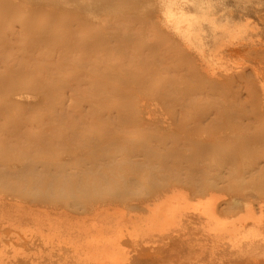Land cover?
<instances>
[{"label": "rangeland", "instance_id": "374dc122", "mask_svg": "<svg viewBox=\"0 0 264 264\" xmlns=\"http://www.w3.org/2000/svg\"><path fill=\"white\" fill-rule=\"evenodd\" d=\"M263 89L264 0H0V264H264Z\"/></svg>", "mask_w": 264, "mask_h": 264}, {"label": "bare ground", "instance_id": "6f19581e", "mask_svg": "<svg viewBox=\"0 0 264 264\" xmlns=\"http://www.w3.org/2000/svg\"><path fill=\"white\" fill-rule=\"evenodd\" d=\"M8 1H10V0H8ZM68 4H69V3H68ZM198 5H200V4H198ZM169 10H170V8H168V10H167L166 13H169V12H170ZM52 11H53V10H52ZM185 14H186L185 12H183L182 10H180V15H181V18H182V19H187V16H188V15L186 14V16H185ZM189 16H190V15H189ZM191 16H192V15H191ZM201 16H202V15H201ZM99 19H100V18H99ZM189 19H190V18H189ZM208 20H209V19H208ZM186 21H188V20H186ZM85 22H86V21H85ZM85 22H83V23H85ZM211 22H212V21H211ZM73 23H74V22H73ZM75 23H76V22H75ZM188 23H189V22H188ZM196 23H197V25H198V22H196ZM212 23H213V22H212ZM212 23H211V24H212ZM78 24H79V23H78ZM78 24H75V25H78ZM94 24H95V23H94ZM189 24H190V23H189ZM209 24H210V23H209ZM213 24H214V23H213ZM92 25H93V24H92ZM100 25H101V24H100ZM185 25H186V24H185ZM200 25H201V24H200ZM79 26H80V25H79ZM218 26H219V25H218ZM83 27H84V26H83ZM185 27H186V26H184L183 28H184V30L187 32V34H188L189 31H190V32H193V31H191V29L189 28L190 26H189V27L187 26L186 29H185ZM198 27H199V26H198ZM213 27H214V25H213ZM201 28H202V27H201ZM86 29H87V28H86ZM197 29H198V28H197ZM87 30H88V29H87ZM198 30L201 31L200 28H199ZM83 31H84V30H83ZM196 31H197V30H196ZM74 32H75V31H74ZM75 33H77V32H75ZM196 33H198V32H196ZM79 34H80V33H79ZM96 34H97V33H96ZM107 37H109V36H107ZM92 38H93V37H92ZM95 39H96V38H95ZM112 41H113V40H112ZM108 42H109V41H108ZM94 43H95V41H94ZM109 44H112V43H109ZM87 45H88V44H87ZM80 46H81V45H80ZM82 47H83V46H82ZM108 47H109V46H108ZM112 47H113V46H112ZM83 48H84V47H83ZM109 50H110V49H109ZM116 50H118V49H116ZM111 52H112V51H111ZM100 54H101V53H100ZM90 65H92V64H90ZM85 67H86V66H85ZM94 67H95V66H94ZM94 67H93V68H94ZM214 76H215V75H214ZM93 79H94V78H93ZM92 81H93V80H92ZM261 84H262V83H261ZM193 86H195V85H193ZM238 86H240V85L238 84ZM196 87H197V86H195V88H196ZM197 88H198V87H197ZM197 88H196V90L199 89V88H198V89H197ZM245 89H246V88H245ZM263 90H264V89H263ZM250 92H251V91H250ZM251 93H252V92H251ZM252 94H253V93H252ZM263 94H264V93H263ZM27 96H28V95H27ZM263 97H264V96H263ZM189 99H190V98H189ZM183 104H184V103H183ZM253 111H254V110H253ZM120 112H121V111H120ZM200 112H201V111H200ZM202 112H203V111H202ZM253 113H254V112H253ZM195 114H196V113H195ZM200 114H201V113H200ZM172 115H173V114H172ZM187 115H188V114H187ZM201 115H202V114H201ZM206 115H207V111H206ZM164 116H165V115H164ZM188 116H189V115H188ZM195 116H197V115H195ZM195 116H194V117H195ZM202 116H204V115H202ZM210 116H211V115H210ZM101 117H102V116H101ZM108 117H109V116H108ZM185 117H186V116H185ZM207 117H208V116H207ZM110 118H111V117H110ZM180 118H181V117H180ZM234 118H235V117H234ZM238 118H239V117H238ZM250 118H251V117H250ZM97 119H98V118H97ZM176 119H177V118H176ZM205 119H206V118H205ZM89 120H90V119H89ZM198 120H199V119H198ZM200 120H201V119H200ZM234 120H235V119H234ZM249 120H250V119H249ZM112 121H113V119H112ZM180 121H181V120H180ZM201 121H202V120H201ZM237 121H238V120H237ZM239 121H241V119H239ZM239 121H238V123H240ZM243 121H244V120H243ZM110 122H111V120H110ZM118 122H120V120H119ZM145 122H146V121H145ZM196 122H197V121H196ZM217 122H218V121H217ZM190 123H191V122H190ZM202 123H203V122H202ZM252 123H253V122H252ZM254 123L256 124V122H254ZM199 124H200V123H199ZM187 125H188V124H187ZM236 125H237V124H236ZM250 125H251V124H250ZM193 126H194V124H193ZM203 126H204V125H203ZM175 127H176V126H175ZM185 127H186V126H185ZM187 127H188V126H187ZM187 127H186V128H187ZM191 127H192V126H191ZM205 127H206V126H205ZM250 127H251V126H250ZM188 128H190V127H188ZM220 128H221V126H219V129H218V127H217L218 130H220ZM228 128H229V127H228ZM86 130H87V129H86ZM192 130H193L192 132H195V131H196V133H198V132H197V129H196V130H195V129H192ZM241 130H243V129H241ZM8 131H9V130H8ZM8 131H7V132H8ZM16 131H17V130H16ZM215 131H216V130H215ZM220 131H221V130H220ZM220 131H219V134L221 135L222 132H220ZM232 131H233V129H232ZM232 131H231V132H232ZM187 132L189 133V129L186 131V133H187ZM213 132H214V131H213ZM229 132H230V130H229ZM261 132H262V131L260 130V133H261ZM107 133H108V132H107ZM260 133H258V134H259L258 136H257L256 134H255V135L252 134V135H254L255 138H252L253 136L251 135V136H252V137H251V136L249 135V137H250L249 140H250L251 142L248 140L249 137H247V136H246L244 139H246L248 142H250V144L253 143L252 140H254V143H256L257 141H258L257 143H259V139L263 136V134H262V136L259 137V136L261 135ZM263 133H264V130H263ZM189 134H191V129H190V133H189ZM213 134L215 135V133H213ZM229 134H231V133H229ZM243 134H244V133H243ZM50 135H51V133H50ZM83 135H84V134H83ZM194 135H195V133H192L190 136H191V137H192V136L194 137ZM196 135H199V133L196 134ZM196 135H195V137H196ZM220 135H218L219 137H218V136H216V137L220 138ZM227 135H228V134H227ZM231 135H232V134H231ZM85 136H86V135H85ZM179 136H180V135H179ZM256 136H257V138H256ZM4 137H5V136H4ZM93 137H94V136H93ZM184 137H185V136H184ZM193 137H192V138H193ZM199 137H200V136H199ZM211 137H212V139L209 138V139H211V140H213V139L215 138V137H213V135H212ZM258 137H259V139H258ZM221 138H222V136H221ZM228 138H229V137H228ZM262 138H263V137H262ZM58 139H59V138H58ZM80 139H81V138H80ZM190 139H191V138H190ZM199 139H200V138H199ZM207 139H208V138H207ZM251 139H252V140H251ZM256 139H257V140H256ZM9 140H10V139H9ZM61 140H62V139H61ZM184 140H185V139H184ZM196 140H197V139H196ZM217 140H219V139H217ZM227 140H228V139H227ZM255 140H256V142H255ZM260 140H262V139H260ZM5 141H6V140H5ZM197 141H198V140H197ZM213 141H214V140H213ZM221 141H222V140H221ZM263 141H264V138H263ZM263 141H261V142H263ZM192 142H193V140H191V143H192ZM211 142H212V141H210L209 143H211ZM215 142H216V138H215ZM179 143H180V142H179ZM194 143H195V141H194ZM254 143H253V146H254ZM214 144H217V142H216V143H213V145H214ZM232 144H233V143H232ZM241 144H242V143H241ZM259 144H260V143H259ZM259 144H258V145H259ZM47 145H48V144H47ZM177 145H178V143H177ZM244 145H245V144H244ZM185 146H186V145H185ZM256 146H257V145H256ZM53 147H54V146H53ZM72 147H73V146H72ZM180 147H182V146H180ZM187 147H188V146H187ZM210 147H212V144H211ZM216 147H217V145H216ZM216 147L213 146L212 148L214 149V148H216ZM253 148H254V147H253ZM186 149H187V148H186ZM216 149H217V148H216ZM44 150H45V149H44ZM103 151H104V150H103ZM105 152H106V151H105ZM166 152H167V151H166ZM229 152H230V151H229ZM251 152H252V151H251ZM244 153H245V152H244ZM29 154H30V153H29ZM220 154H221V155H220ZM230 154H231V153H230ZM232 154H233V153H232ZM232 154H231V156L228 154V155L230 156V159H231V160L236 156V155H233L234 157H232ZM240 154H241V153H240ZM250 154H251V153H250ZM100 155H101V154H100ZM217 155L222 156V153L217 152ZM223 155H225V154H223ZM241 155H242V154H241ZM241 155H240V156H241ZM246 155H247V158H248V157H251V156H250L249 153H248V154H245V156H244V158H243V159H244L245 161H247V163H248V160L245 158ZM248 155H249V156H248ZM259 155H261V154H258V156H259ZM240 156H239V157H240ZM253 156H254V154H253ZM255 156H257V155L255 154ZM258 156H257V157H258ZM261 156H262V155H261ZM261 156H260V157H261ZM101 157H103V156H101ZM214 157L218 158L219 156L217 157V156L214 155ZM210 158H211V157H210ZM216 158H215V160H216ZM219 158H220V157H219ZM219 158H218V160H219ZM222 158H225L224 160H228V161H229V158H226V157H224V156H222ZM222 158H220V160H221ZM262 158H263V159H262V161H263V160H264V157H262ZM88 159H89V158H88ZM128 159H129V158H128ZM252 159H253V161H255V157L252 158ZM258 159L260 160V158H258ZM97 160H98V159H97ZM176 160H177V159H176ZM210 160H212V159H210ZM231 160H230V161H231ZM234 160H236V158H234L233 161H234ZM240 160L242 161V158H240ZM249 160H251V159H249ZM24 161H25V160H24ZM92 161H93V160H92ZM114 161H115V160H114ZM152 161H153V160H152ZM222 161H223V160H222ZM222 161H221L220 163H222ZM245 161H244V163H245ZM262 161H261V164H262V163L264 164V162H262ZM37 162H38V161H37ZM107 162H108V161H107ZM174 162H175V161H174ZM210 162H211V161H210ZM231 162H232V161H231ZM242 162H243V161H242ZM249 162H250L251 164L248 163V164H247L248 166L246 165L247 168L249 167V165H250V166L252 165V162H251V161H249ZM255 162H256V161H255ZM22 163H23V162H22ZM26 163H27V162H26ZM103 163H104V162H103ZM115 163H116V162H115ZM143 163H144V162H143ZM204 163H205V162H204ZM211 163H213V162H211ZM211 163H210V164H211ZM215 163H216V162H215ZM215 163H213V164H215ZM218 163H219V162H218ZM216 164H217V163H216ZM253 164H254V163H253ZM261 164H260V165H261ZM99 165H101V164H99ZM104 165H105V164H104ZM141 165H142V164H141ZM152 165H155V164H152ZM226 165H227V164H226ZM23 166H24V164H23ZM133 166H134V165H133ZM139 166H140V165H139ZM257 166H258V165H257ZM83 167H84V166H83ZM96 167H97V166H96ZM251 167H253V166H251ZM251 167H250V169H252ZM254 167H255V166H254ZM254 167H253V169H255ZM157 168H158V167H157ZM28 169H29V168H28ZM28 169H27V170H28ZM88 169H89V168H88ZM137 169H138V168H137ZM149 169H150V168H149ZM172 169H174V168H172ZM206 169H207V168H206ZM232 169H233V168H232ZM248 169H249V168H248ZM248 169H247V170H248ZM250 169H249V172H250V171H252V172L256 171V169H255L254 171H253V170H250ZM260 169H261V167H260ZM14 170H15V169H14ZM84 170H85V169H84ZM84 170H83V171H84ZM213 170H214V169H213ZM230 170H231V169H230ZM244 170H245V169H244ZM15 171H16V170H15ZM18 171H19V170H18ZM29 171H30V170H29ZM59 171H60V170H59ZM59 171H58V172H59ZM79 171H80V170H79ZM262 171H263V170H262ZM21 172H22V171H21ZM23 172H24V171H23ZM37 172H38V171H37ZM37 172H35V174H36ZM56 172H57V171H56ZM60 172H61V171H60ZM90 172H91V171H90ZM93 172H94V171H93ZM213 172H214V171H213ZM231 172H232V171H231ZM231 172H230V173H231ZM245 172H246V171H245ZM252 172H250V173H252ZM10 173H11V172H10ZM18 173H19V172H18ZM29 173H30V172H29ZM41 173H43V172H41ZM41 173H40V174H41ZM49 173H50V172H49ZM75 173H76V172H75ZM91 173H92V172H91ZM216 173H217V171H216ZM218 173H219V172H218ZM230 173H229V174H230ZM14 174H15V173H14ZM37 174H38V173H37ZM100 174H101V173H100ZM158 174H159V173H158ZM214 174H215V172H214ZM214 174H213V176H216V175H214ZM229 174H228V175H229ZM260 174H261V173H260ZM5 175H6V173H5ZM16 175H18V174H16ZM47 175H48V174H47ZM53 175H54V174H53ZM84 175H85V174H84ZM217 175H218V174H217ZM262 175H264V174H262ZM248 176H249V175H248ZM255 176H256V175H255ZM18 177H19V176H18ZM23 177H24V176H23ZM216 177H217V176H216ZM218 177H219V176H218ZM245 177H246V176H245ZM50 178H51V177H50ZM85 178H86V177H85ZM97 178H98V177H97ZM182 178H183V177H182ZM53 179H54V178H53ZM239 179H240V178H239ZM219 180H220V179H219ZM91 181H92V180H91ZM193 181H194V180H193ZM213 181H214V180H213ZM242 182H243V181H242ZM23 183H24V182H23ZM47 183H48V182H47ZM77 184H78V183H77ZM84 184H85V183H84ZM133 184H134V183H133ZM194 184H195V183H194ZM263 185H264V184H261L259 187H260V188L262 187L261 189L263 190V193H264V187H263ZM22 186H23V185H22ZM69 186H70V185H69ZM75 186H76V185H75ZM101 186H102V185H101ZM46 188H47V187H46ZM43 189H44V188H43ZM178 189H179V188H178ZM45 190H46V189H45ZM50 190H51V189H50ZM60 190H61V189H60ZM36 191H37V188H36ZM56 191H57V190H56ZM61 191H62V190H61ZM193 191H195V190H193ZM198 191H199V189H198ZM163 193H164V192H163ZM176 193H177V191H176ZM179 193H180V192H179ZM181 193H182V192H181ZM195 193H196V192H195ZM169 194H170V193H169ZM186 194H187V193H186ZM166 195H168V194H166ZM216 195H217V194H216ZM178 196H179V195H178ZM207 196H208V195H207ZM207 196H204V197H207ZM218 196H219V195H218ZM222 196H223V195H222ZM185 197H186V196H185ZM189 197H190V195H189ZM204 197H203V198H204ZM209 197H211V196H209ZM213 197H214V196H213ZM215 197H216V196H215ZM215 197H214V199H215ZM172 198H173V197H172ZM218 198H220V197H217V199H218ZM174 199H175V198H174ZM174 199H173V200H174ZM176 199H177V198H176ZM198 199H199V198H198ZM230 199H232V198H230ZM34 200H35V199H34ZM159 200H160V199H159ZM187 200H188V199H187ZM218 200H219V199H218ZM220 200H221V199H220ZM227 200H228V199H227ZM227 200L224 202V205L222 204L223 206L221 205L222 207H220V208H219V206H217V205H215V207H213V205H212V207L214 208V211L217 212V211H216L217 208H219V211H221V212L224 211V210H225V211H226V210L228 211V210H230V209H232V208L234 209V206H235L237 203L235 204V203H234V202H235L234 200H233V201H234L233 203H232L231 200H230V201H229V200L227 201ZM31 201H33V200L31 199ZM31 201H30V202H31ZM178 201H179V200H178ZM178 201H177V202H178ZM190 201H191V200H190ZM193 201H197V200H193ZM202 201H203V200H202ZM7 202H8V201H7ZM184 202H185V201H184ZM191 202H192V201H191ZM208 202H209V201H208ZM215 202H216V201H215ZM219 202H220V201H219ZM240 202H241V201H240ZM18 203H20V202H18ZM33 203H34V202H33ZM40 203H41V202H40ZM54 203H55V202H54ZM145 203H147V202H145ZM175 203H176V202H175ZM187 203H188V202H187ZM238 203H239V201H238ZM5 204H6V203H5ZM8 204H10V203H8ZM20 204H21V203H20ZM29 204H30V203H29ZM190 204H191V203H190ZM195 204H196V203H195ZM213 204H214V202H213ZM239 204H240V203H239ZM257 204H258V203H257ZM27 205H28V204H27ZM72 205H73V204H72ZM77 205H78V203H77ZM197 205H198V204H197ZM203 205H204V204H203ZM70 206H71V205H70ZM149 206H150V205H149ZM149 206H148V207H149ZM153 206H154V205H153ZM190 206H191V205H190ZM258 206H259V205H258ZM77 207H78V206H77ZM125 207H126V206H125ZM128 207H129V206H128ZM145 207H146V206H145ZM160 207H161V206H160ZM196 207H197V206H196ZM202 207H203V206H202ZM202 207H201V208H202ZM207 207H209V206H207ZM235 207H236V206H235ZM244 207H245V206H244ZM6 208H7V207H6ZM8 208H9V207H8ZM8 208H7V209H8ZM19 208H20V207H19ZM78 208H79V207H78ZM98 208H99V207H98ZM105 208H106V207H105ZM190 208H191V207H190ZM192 208H193V207H192ZM203 208H205V207H203ZM213 208H212V209H213ZM247 208H248V207H247ZM250 208H251V207H250ZM252 208H253V207H252ZM252 208H251V209H252ZM38 209H39V208H38ZM43 209H44V208H43ZM111 209H112V208H111ZM130 209H131V208H130ZM141 209H142V208H141ZM152 209H153V208H152ZM186 209H187V207H186ZM206 209H207V208H206ZM23 210H24V209H23ZM40 210H42V209H40ZM105 210H106V209H105ZM166 210H167V209H166ZM191 210H192V209H191ZM209 210H210V209H209ZM252 210H253V209H252ZM25 211H26V210H25ZM44 211H45V210H44ZM96 211H97V210H96ZM113 211H114V210H113ZM182 211H183V209H182ZM207 211H208V210H207ZM212 211H213V210H212ZM212 211H211V212H212ZM259 211H260V210H258V212H259ZM36 212H37V211H36ZM102 212H103V211H102ZM105 212H106V211H105ZM205 212H206V211H205ZM6 213H7V212H6ZM21 213H25V212H21ZM31 213H33V212H31ZM116 213H117V212H116ZM202 213H203V212H202ZM206 213H207V212H206ZM208 213H210V212H208ZM213 213H214V212H213ZM225 213H226V212H225ZM249 213H250V212H249ZM262 213H263V212H262ZM18 214H19V213H18ZM103 214H104V213H103ZM135 214H136V213H135ZM216 214H217V213H216ZM216 214H214V215H216ZM253 214H254V212H253ZM253 214H252V215H253ZM56 215H57V214H56ZM93 215H95V214H93ZM114 215H115V214H114ZM126 215H127V214H126ZM140 215H141V214H140ZM145 215H147V214H145ZM153 215H155V214H153ZM210 215H211V214H210ZM17 216H18V215H17ZM46 216H47V215H46ZM102 216H103V215H102ZM137 216H138V214H137ZM157 216H158V215H157ZM157 216H155V217H157ZM208 216H209V215H208ZM216 216H217V215H216ZM223 216H224V215H223ZM241 216H242V215H241ZM262 216H263V215H262ZM103 217H104V216H103ZM117 217H118V216H117ZM122 217H123V216H122ZM127 217H128V215H127ZM171 217H172V216H171ZM213 217H214V216H213ZM221 217H222V216H221ZM249 217H250V216H249ZM30 218H31V217H30ZM56 218H57V216H56ZM78 218H79V217H78ZM144 218H145V217H144ZM144 218H143V219H144ZM146 218H147V217H146ZM152 218H153V217H152ZM165 218H166V217H165ZM23 219H25V218H23ZM27 219H28V218H27ZM39 219H40V217H39ZM83 219H84V218H83ZM154 219H155V218H154ZM157 219H158V217H157ZM159 219H160V218H159ZM163 219H164V218H163ZM178 219H179V217H178ZM208 219H209V218H208ZM211 219H212V216H211ZM216 219H217V218H216ZM230 219H231V217H230ZM240 219H241V217H240ZM245 219H246V218H245ZM2 220H3V218H2ZM35 220H37V219H35ZM58 220H59V219H58ZM79 220H82V219H79ZM131 220H132V219H131ZM166 220H167V219H166ZM170 220H171V219H170ZM170 220H168V221H170ZM204 220H205V219H204ZM243 220H244V219H243ZM250 220H251V219H250ZM252 220H253V219H252ZM257 220H258V219H257ZM18 221H19V220H18ZM47 221H48V220H47ZM59 221H60V220H59ZM67 221H68V220H67ZM113 221H114V219H113ZM129 221H130V220H129ZM154 221H155V220H154ZM154 221H153V222H154ZM163 221H164V220H163ZM176 221H177V220H176ZM231 221H233V220H231ZM53 222H54V221H53ZM73 222H74V221H73ZM79 222H80V221H79ZM98 222H99V220H98ZM115 222H116V221H115ZM130 222H131V221H130ZM216 222H217V221H216ZM239 222H240V221H239ZM239 222H238V223H239ZM9 223H10V222H9ZM18 223H19V222H18ZM89 223H90V222H89ZM145 223H146V221H145ZM147 223H149V222L147 221ZM162 223H163V222H162ZM224 223H225V222H224ZM15 224H16V223H15ZM40 224H41V222H40ZM46 224H47V223H46ZM54 224H55V223H54ZM79 224H80V223H79ZM82 224H83V223H82ZM86 224H87V222H86ZM118 224H119V223H118ZM125 224H127V223H125ZM129 224H130V223H129ZM153 224H154V223H153ZM156 224H157V223H156ZM156 224H155V225H156ZM166 224H168V223H166ZM170 224H171V223H170ZM214 224H215V223H214ZM239 224H240V223H239ZM11 225H14V224H11ZM48 225H49V224H48ZM57 225H58V224H57ZM63 225H64V223H63ZM123 225H124V224H123ZM134 225H135V224H134ZM147 225H148V224H147ZM171 225H172V224H171ZM175 225H176V224H175ZM230 225H233V224H230ZM240 225H241V224H240ZM255 225H256V224H255ZM257 225H258V224H257ZM257 225H256V226H257ZM0 226H1V225H0ZM2 226H3V225H2ZM14 226H16V225H14ZM65 226H66V225H65ZM106 226H107V225H106ZM106 226H104V227H105L104 229L108 228V227H106ZM129 226H130V225H129ZM152 226H153V225H152ZM162 226H163V225H162ZM226 226H227V225H226ZM242 226H243V225H242ZM242 226H241V227H242ZM10 227H11V226H10ZM41 227H42V226H41ZM49 227H50V226H49ZM75 227H76V226H75ZM75 227H74V228H75ZM80 227H81V226H80ZM119 227H120V226H119ZM121 227H122V226H121ZM124 227H125V226H124ZM131 227H132V226H131ZM142 227H143V226H142ZM159 227H160V226H159ZM212 227H215V226H212ZM232 227H233V226H232ZM238 227H239V226H238ZM250 227H251V226H250ZM258 227H264V219L261 220V224L258 225ZM19 228H20V227H19ZM24 228H26V227H24ZM53 228H54V227H53ZM85 228H86V227H85ZM93 228H94V227H93ZM109 228H114V227H109ZM128 228H129V227H128ZM132 228H133V227H132ZM152 228H153V227H152ZM228 228H229V227H228ZM228 228H227V229H228ZM235 228H236V227H235ZM239 228H240V227H239ZM254 228H255V226H254ZM75 229H77V228H75ZM78 229H79V228H78ZM78 229H77V230H78ZM99 229H100V228H99ZM102 229H103V228H102ZM114 229H115V228H114ZM161 229H163V228H161ZM207 229H208V228H207ZM210 229H211V227H210ZM216 229H218V228H216ZM220 229H221V228H220ZM220 229H219V231H222V230H220ZM225 229H226V228H225ZM232 229L234 230V228H232ZM17 230H18V229H17ZM51 230H52V229H51ZM53 230H54V229H53ZM95 230H96V229H95ZM128 230H130V229H128ZM158 230H159V229H158ZM246 230H247V229H246ZM22 231H23V230H22ZM28 231H29V230H28ZM67 231H68V230H67ZM91 231H92V230H91ZM97 231H98V230H97ZM100 231H101V230H100ZM126 231H127V230H126ZM131 231H132V229H131ZM131 231H130V232H131ZM136 231H137V230H135V233H136ZM214 231H215V228H214ZM214 231H213V232H214ZM249 231H250V230H249ZM254 231H255V230H254ZM18 232H19V230H18ZM20 232H21V231H20ZM52 232H53V231H52ZM76 232H77V231H76ZM132 232H133V231H132ZM217 232H218V231H217ZM237 232H238V231H237ZM22 233H24V232H22ZM54 233H55V232H54ZM56 233H57V232H56ZM86 233H87V232H86ZM94 233H95V232H94ZM231 233H233V232L231 231ZM251 233H252V232H251ZM251 233H250V234H251ZM62 234H63V233H62ZM96 234L98 235V233H96ZM114 234L116 235V233H114ZM131 234H132V233H131ZM10 235H11V234H10ZM14 235H15V234H14ZM52 235H53V234H52ZM92 235L94 236L95 234H92ZM107 235H108V234H107ZM118 235H119V234H118ZM126 235H127V234H126ZM133 235H134V234H133ZM135 235H136V234H135ZM263 235H264V234H263ZM0 236H1V235H0ZM16 236H17V235H16ZM68 236H69V235H68ZM68 236H67V237H68ZM95 236H96V235H95ZM116 236H117V235H116ZM243 236H245V235H243ZM252 236H253V234H252ZM44 237H45V236H44ZM46 237H47V236H46ZM62 237H63V236H62ZM90 237H91V236H90ZM103 237H104V236H103ZM241 237H242V235H241ZM261 237H262V236H261ZM57 238H58V237H57ZM60 238H61V237H60ZM86 238H87V237H86ZM86 238H85V239H86ZM95 238H96V237H95ZM133 238H134V237H133ZM239 238H240V237H239ZM14 239H15V238H14ZM55 239H56V236H55ZM64 239H65V238H64ZM83 239H84V238H83ZM232 239H233V238H232ZM19 240H20V239H19ZM30 240H31V239H30ZM30 240H29V241H30ZM61 240H62V238H61ZM68 240H69V239H68ZM94 240H95V239H94ZM228 240H229V239H228ZM234 240H235V239H234ZM15 241H16V239H15ZM17 241H18V240H17ZM53 241H54V240H53ZM62 241H63V240H62ZM64 241H65V240H64ZM64 241H63V242H64ZM89 241H90V240H89ZM112 241H113V240H112ZM121 241H122V240H121ZM8 242H9V241H8ZM30 242H31V241H30ZM30 242H29V243H30ZM60 242H61V241H60ZM69 242H71V241H69ZM92 242H93V241H92ZM97 242H98V240H97ZM115 242H116V241H115ZM118 242H119V241H118ZM0 243H1V241H0ZM64 243H65V242H64ZM73 243H74V242H73ZM215 243H216V242H215ZM10 244H11V243H10ZM61 244H63V243H61ZM70 244H71V243H70ZM74 244H75V243H74ZM74 244H72V247H73ZM79 244H80V243H79ZM86 244H88V243H86ZM29 245H30V244H29ZM67 245H68V244H67ZM111 245H112V244H111ZM9 246H11V245H9ZM64 246H65V245H64ZM70 246H71V245H70ZM85 246H86V245H85ZM85 246H84V247H85ZM100 246H102V245H100ZM103 246H104V245H103ZM37 247H38V246H37ZM54 247H55V245H54ZM84 247H83V248H84ZM50 248H51V247H50ZM86 248H87V246H86ZM92 248H94V247H92ZM95 248H96V247H95ZM213 248H214V247H213ZM12 249H13V248H12ZM81 249H82V247H81ZM84 249H85V248H84ZM75 250H76V249H75ZM86 250H87V249H86ZM89 250H90V249H89ZM99 250H100V248H99ZM16 251H17V250H16ZM19 251H20V250H19ZM47 251H48V249H47ZM95 251H96V249H95ZM48 252H49V251H48ZM51 252H52V251H51ZM92 252H93V251H92ZM106 252H107V251H106ZM106 252H105V255H107ZM13 253H14V252H13ZM19 253H20V252H19ZM38 253H39V252H38ZM83 253H84V252H83ZM90 253H91V252H90ZM99 253H100V252H99ZM118 253H119V252H118ZM125 254H126V253H125ZM26 255H27V254H26ZM41 255H42V254H41ZM113 255H114V254H113ZM78 256H79V254H78ZM98 256H99V255H98ZM110 256H111V255H110ZM63 257H64V255H63ZM79 257H80V256H79ZM84 257H85V256H84ZM106 257H107V256H106ZM116 257H117V256H116ZM13 258H14V257H13ZM86 258H87V256H86ZM104 259H105V258H104ZM113 259H114V257H113ZM113 259H112L111 261H113ZM83 260H84V259H83ZM118 260H119V259H118ZM141 260H142V259H141ZM141 260H140V261H141ZM15 261L18 262L19 260L16 259ZM8 262H9L10 264L17 263V262H13L12 260H9ZM141 262H142V261H141ZM114 264H115V263H114ZM120 264H121V263H120Z\"/></svg>", "mask_w": 264, "mask_h": 264}]
</instances>
